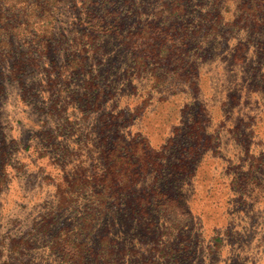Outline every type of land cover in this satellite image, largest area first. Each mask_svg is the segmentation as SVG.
Masks as SVG:
<instances>
[{
  "label": "rangeland",
  "instance_id": "obj_1",
  "mask_svg": "<svg viewBox=\"0 0 264 264\" xmlns=\"http://www.w3.org/2000/svg\"><path fill=\"white\" fill-rule=\"evenodd\" d=\"M47 1L0 0V40L13 44L11 57L0 65V175L6 172L0 186V264L22 260L14 248L27 240L30 254L20 262L71 264L51 254L46 239L37 233L46 215L56 214L59 222L67 223L79 214L71 208L57 213L56 185L50 179L66 163H77L82 170L91 167L101 176L110 169L113 176L107 175L109 181L116 188L123 186L121 195L108 199L112 204L109 215L99 220L100 229L109 225L110 239L116 244L109 264L120 261L123 252L133 246L145 252L147 246L154 245H132L137 231L166 236L161 232L171 224L160 203L165 191L182 194L183 207L177 209L178 214L182 209L191 213L178 238L172 239L178 250L183 246L181 240L190 247V257L189 251L179 250L181 264H264V24L257 18H241L234 4L237 1L221 0V29L225 33L208 36L205 47L210 48L206 52L195 55V45L191 44L189 54L181 56L180 69L164 62L155 66L149 58L139 76L127 58L133 50L120 37L106 29L102 33L97 26L96 35L105 53L89 60L86 68L68 81L75 99L85 93L86 70L100 68L99 73H103L106 69L114 79L129 66L136 76L126 89L106 98L102 109L88 112L89 121L83 123L81 109L74 103L68 108L69 119H58L49 108L50 102L44 101L43 89L68 60L65 43L76 35L73 29L88 30L99 23L98 18L90 21L91 15L84 13L83 2L91 4V0H67L57 15L54 36L47 42ZM107 1L123 9L122 0ZM141 1L146 20L153 18L162 3L179 2ZM203 12L195 2H189L183 18L180 13L176 19L178 43L181 32L190 35L201 26ZM121 16L127 20L123 34L135 32L143 24L141 17L127 19L126 12ZM205 25L210 28L209 23ZM19 58L23 71L19 78H13L9 71L12 61ZM192 60L197 65L190 75L188 63ZM182 68L189 77L178 76ZM155 76L161 79L155 81ZM107 115L113 118H105ZM101 133L109 136V141L123 136L141 145L142 152L149 146L147 157L156 158L159 164L155 167L137 151L120 158L117 168L111 169L113 161L107 157ZM189 133L194 138H188ZM64 151L69 154L65 159ZM105 183L97 181L95 186L102 194L84 183L78 201L81 212L86 197L105 201Z\"/></svg>",
  "mask_w": 264,
  "mask_h": 264
},
{
  "label": "trees",
  "instance_id": "obj_2",
  "mask_svg": "<svg viewBox=\"0 0 264 264\" xmlns=\"http://www.w3.org/2000/svg\"><path fill=\"white\" fill-rule=\"evenodd\" d=\"M48 1L47 5L49 7L44 8L49 18L48 24H50L47 29L49 35L47 42L54 36L57 15L61 11L60 7H64L67 0ZM229 1L234 2V0ZM235 1L237 2L234 4L239 7L242 13L241 18L250 20L257 18L258 22L260 20V24H264V12H260L264 9V0ZM239 1H241V3H239ZM189 2H195L199 8L204 9L203 17H201L202 20L199 21L201 26L193 29L190 35L186 34V32H181L180 43H178L176 41L178 29V26H176V19L186 12ZM99 3L100 1L98 0H91V4L83 2V7L85 8L84 13L91 15L90 21H94L95 18H98L97 21L99 23L96 22L93 27H90L88 30H82L81 32H76V30L73 29L72 32L76 33V35L70 39L68 43H65V46H67L65 50L68 60L58 67L56 77L53 79L48 78L47 83L44 84L43 91L46 93V99L44 101L50 102L49 108L58 119H69L67 117L68 108L72 107L74 103V105L78 104L77 108L81 109V121L86 123L89 121L90 117V114L87 113L102 109L106 102V98L114 97L118 89H126L128 84L132 82L131 79L135 77L136 74L139 76V71L147 66V59H153L155 61V66H160L164 62L165 64H172L174 69H180L179 66H181V61L183 63L181 56L183 54H189L191 44L192 47L195 45V55L198 56L199 51L206 52V49L208 50L210 48L205 47L206 38L208 36L214 38L219 34L221 35V33L223 34L225 31L221 29L223 18L221 13V0H179L178 3H162L160 6L161 8L154 12L151 20L145 19L144 14H146V10L141 0H122L121 6L123 9L115 7V2L110 3L107 0H102V3L97 6ZM106 5L108 6L106 7ZM123 12L129 14L127 19L132 16L141 17L143 24L141 25L139 22H134L135 25L141 26H138L135 32L130 31L127 34H123L122 30L127 24V20H123V16H121ZM99 13L102 14L98 15ZM183 16L184 15L180 18H183ZM6 17L7 16H4V19H6ZM208 23L210 28L205 25ZM97 26L101 28L100 30L102 33H106V29L108 34L120 37L123 43L133 50L127 58L131 63L129 65L135 67L137 73L134 74L128 66L122 75L118 74L113 79L110 78L109 71L106 69L103 73H99L101 70L100 68L98 71L96 70V72H94V69V71L86 70L88 73H86L85 93L80 99H75L76 95L69 89L68 81L74 74L79 73L81 70L83 71L89 60L94 61L99 55L105 53L100 42V36L96 35ZM258 26L261 27L263 25L258 24ZM1 27L8 30L5 25ZM258 31L261 30L259 29ZM145 32H149V35H146ZM38 44L42 45V43ZM184 47H186L185 51H183ZM12 48L13 44L10 41L0 40V65L11 57L10 53ZM3 53H5V55H3ZM238 57L240 56L238 55ZM193 60L188 63L191 65V70L188 72L190 75L197 65L196 61ZM22 71L23 62L20 58L12 61L9 71L11 77L19 78V74ZM190 75L187 74L185 76L183 68L178 73V76L183 78L184 76L189 77ZM159 78L161 79V77H153L155 81ZM118 80L121 82L118 83ZM111 83L112 85H109ZM107 87L110 88V91L107 90ZM91 92H94V94L91 95ZM183 114H187V111H183ZM122 116L121 114L120 117ZM105 118L111 119L113 116L107 115ZM105 122H107V120H105ZM77 130L78 127L71 132ZM79 132L82 134L84 133V131ZM103 134L104 133H101V136H103ZM112 138L119 140L109 141V136L107 135L100 138L104 146H107L106 153L108 159L110 158L113 161L111 169L117 168L115 166L119 163L120 158L130 157L142 149L141 145H135L133 141L125 140L123 136H114ZM188 138L192 139L194 135L189 133ZM205 142L207 144L209 141L205 139ZM148 150L149 146H147L144 152L140 151V155L144 156L143 159L145 161L152 162V165L155 164L156 167L157 164H159V160L157 161L156 158L149 159L147 157L149 154ZM64 152L63 159H65L67 155L69 156L67 151ZM122 162L124 163L123 160ZM123 163L122 165H124ZM188 168L189 166L187 167V173L191 170V168ZM56 170H58L56 175L51 177L52 179L50 180H53L56 185L57 207L59 208L57 213H61L63 209L71 208L74 210V213L78 212L79 214H76L75 217L73 215L72 220L67 223L59 222L56 214L46 215L44 219L45 224H42L37 229V233H40L41 238L46 239L50 253L59 256L64 262L71 264H109V260H111L109 258L113 254L116 244L110 239L109 225L105 226V229H100L99 220L103 218V216L107 217L109 215L112 204L109 203L110 201H108V199L113 198L116 194H118V196L121 195L123 186H118V188H116L114 183L109 181L110 179L107 175L110 174L113 176V172L110 171V169L106 176H104L105 174L101 176L91 167L82 170L77 163L72 166L66 163L63 168L60 167V169ZM5 179L6 172L3 171L0 175V186L5 183ZM102 180L107 182L104 184V193L107 194V197L104 199L105 201L99 202L98 200L86 197L85 202L82 204L83 211L81 212V210L78 209V201L81 199L82 195L80 194L81 189L85 186L84 183L87 182V184H91V190L98 192L95 186L97 185V181L101 182ZM112 190L115 192H111ZM157 190L158 188H155L154 192ZM98 193L102 194V191ZM182 197L181 193L175 196L172 195L171 191L163 192L160 197V203L164 207L163 214L171 224V228H167V231L161 232V235L166 234V236L164 238H159V235L153 237L152 233L137 231L133 234L136 241L132 243V245H144V243H146V245H150V243L154 245L151 247L147 246L148 248H145V252L133 246L124 251L121 260L115 261L114 264H181L179 258L182 256L179 250L182 249L186 250V252L189 251L190 257V247H188L184 240H181L183 246L181 247L182 249L180 248L179 250L173 245L172 240L178 238V231L182 230L187 221L190 220L189 214L191 213L183 211V209L182 212L179 214L177 213V209L183 207L180 203V198ZM116 200H118V198H116ZM173 213L177 215H173ZM179 215L181 217H177L178 219L174 218ZM59 224H61L60 227H58ZM30 239H32V237L29 238V240ZM181 241H179L180 245H182ZM30 248L31 246H29L27 240L15 246L14 251L17 257L23 260L30 254ZM20 261L5 264H32L29 261L24 263Z\"/></svg>",
  "mask_w": 264,
  "mask_h": 264
}]
</instances>
